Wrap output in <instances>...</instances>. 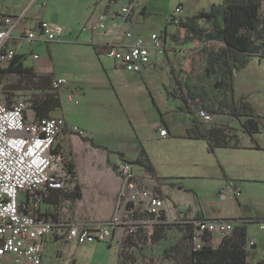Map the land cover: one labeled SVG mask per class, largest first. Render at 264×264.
I'll list each match as a JSON object with an SVG mask.
<instances>
[{
	"label": "crops",
	"instance_id": "1",
	"mask_svg": "<svg viewBox=\"0 0 264 264\" xmlns=\"http://www.w3.org/2000/svg\"><path fill=\"white\" fill-rule=\"evenodd\" d=\"M131 1L133 0H114V2L110 0H84L71 6V11L73 10L76 14L73 23L77 24V29L68 24H62L65 36L67 34L72 35L70 42L92 46L99 60V62L96 60L97 62L92 64L95 66L96 76L92 75L94 72L91 74L89 72H76L66 66H63L61 70H56L49 63L35 64L34 60L40 58L38 46L49 42L27 43L20 36L21 27H35L40 19L59 23L61 13L50 10V0L43 7H40L39 0L4 1L0 2V11L6 14H24V20L19 25V29L15 30L14 35L8 40V45L13 47L16 53L26 54L24 66L31 68L36 73L52 71L53 77H64L67 81L58 92L61 105L51 110L49 115L64 116L68 124H76L84 131L82 136L92 139L96 144L109 150L122 152L128 160L142 159V154L146 155L155 174L160 177H168L161 186L167 205L165 210L167 217L174 219L186 215L188 217L202 216L209 219L234 218L236 219L233 221L234 223L250 217L264 218V128L251 136L242 130L237 118L224 110L222 113L212 114V120L207 122V125H225L230 128L233 133L232 140L237 142L235 146H213L209 150L205 139L189 138L185 135L193 118L201 120L196 113L197 108L200 107V102L197 100L195 104L183 105L182 101L176 98L177 95H182L184 92L182 89L180 92L177 91L178 88L172 71L179 72L180 77H182L180 64L185 57L181 59L178 53L184 51L186 54V50L182 46L167 44L169 35L171 38L175 30L170 33L165 28V37L162 41L166 56L171 55L177 65L171 64L170 66L172 80L171 77H169V82L161 80L160 85L164 88V93H161L160 98L170 103L179 113L161 112L152 88L154 85L152 76L155 72H166V70L162 67L157 68L152 59L139 72L127 71L114 62H102L100 57H107L105 47L110 41H132L133 38H126L125 33L127 31H130L133 36H140L133 30L132 23L134 18L146 13V5L140 0H134L135 6L127 13L124 7ZM77 9H79L78 12ZM100 22L104 28L93 27ZM47 52L51 59L49 47H47ZM33 53H36L38 57L33 58ZM27 60H30L31 63H27ZM8 64H1L0 70H4ZM140 78L146 80L147 95L137 93ZM20 80L21 77L15 73L3 75L0 84L4 87L5 93H3V89L0 90V101L12 97V94L7 93L6 87L17 84ZM26 80L23 78L20 84L26 85ZM91 83L96 87V91H103L98 96L96 110L88 109L91 100L88 85ZM174 90L177 91L176 94L168 93V91ZM70 92L76 94L80 101L76 103L78 107L67 110L63 107L62 99L65 100V95ZM147 98L153 100L154 106H150L146 101ZM65 102L67 103V101ZM152 107H155L160 113H153ZM186 108L192 110L193 113L186 111ZM82 113L95 114L93 119L96 121V127L103 131L102 134H96L98 139H95L92 132L93 124L89 117H84ZM103 113L125 115L127 121L112 120L111 115L102 116ZM258 114L263 116L262 122L264 123V113ZM160 128H165L167 135L160 136ZM66 138L70 141L77 140L78 148L84 153H88L91 148H94L101 150L104 154L106 171L97 178L98 182H102L101 186L104 188L101 194L104 198L101 201L104 211L101 214L108 217V214H111L114 209L126 208L128 203H126V196L122 192V179L119 175V165L123 160L116 153L108 155L105 150L88 145L78 134L71 133L67 129H64L58 137L55 148V151L59 152L63 158L64 141H68ZM109 144L112 146H108ZM111 154L114 155L111 156ZM72 165L76 176L69 175V185L64 189L67 192H71V187L76 182L81 183L82 181L78 179L75 164L72 163ZM133 170L139 175L140 182H144L142 174L148 175L144 167L141 164H133ZM150 179L149 184L155 187L156 180L152 177ZM201 180L208 182L207 185L201 183ZM227 183H233L239 189V193L221 198L220 191ZM63 197L65 199L60 201V205L63 208L68 207L70 200L65 196ZM82 197H84V192L80 200ZM55 198V194L51 191V195L46 200L41 201L40 214L55 210V205L52 203ZM80 200H77V203ZM41 216L44 219L52 220L49 215ZM73 217L61 215L57 219H60L58 221L80 222L78 208ZM247 233L248 241H254L253 246L247 249V263L258 264L264 258V230L258 228L256 221H251L248 223ZM211 235L209 243L215 247L220 242L221 237L216 233H211ZM127 237L125 239L120 238L115 233L108 241L109 243L116 242L119 245L120 253L118 251L116 264H178L173 259V253L165 255L162 250L161 254H156L151 247H146V244L137 241L136 238ZM176 240L177 238H171L168 235L164 243L159 244V246H162V249L165 246L170 251ZM57 241L47 237L46 245L55 244ZM141 246H143L142 249H140ZM136 247H138L137 250ZM147 249L150 250V253H147ZM129 252L132 253L129 255ZM133 252H135L134 255ZM58 254L56 253L53 257V253H46L45 250L43 258L46 256L45 258L48 259L46 261H43L45 258L42 259L41 264H52Z\"/></svg>",
	"mask_w": 264,
	"mask_h": 264
},
{
	"label": "built area",
	"instance_id": "2",
	"mask_svg": "<svg viewBox=\"0 0 264 264\" xmlns=\"http://www.w3.org/2000/svg\"><path fill=\"white\" fill-rule=\"evenodd\" d=\"M47 1L39 0L40 7L45 6ZM134 6L133 0L124 9L128 13ZM179 11L180 7H176L170 15L174 22L179 18ZM23 20V13L6 14L0 11V65L9 63L16 54L15 49L8 45V40ZM93 27L102 29L104 25L100 22ZM21 28V38L30 44L58 40L65 32L62 24L47 19H40L35 27ZM125 36L133 40L110 41L105 50L117 66L127 71L139 72L150 63L154 51L167 55L158 33L153 32L148 38H143L127 31ZM32 57L37 58L38 55L33 53ZM180 65L183 76V62ZM66 82L64 77L54 76L50 87L59 92ZM65 101L76 104L77 95L70 92L65 95ZM196 113L203 122L212 120V114L204 108L198 107ZM64 129L84 135L79 126L68 124L62 115L37 117L23 98L12 95L8 100L0 101V264H41L47 237L84 244L109 241L115 233L120 238L133 236L138 225L149 227L167 209L165 198L155 193L154 187L149 184L151 176L143 173L144 182L141 183L133 164L123 161L119 165V175L122 192L125 186L129 188L126 203H131V208L127 205L124 209L116 208L106 219L86 223L53 221L40 216L41 192L49 188L64 189L69 185L67 167L61 154L54 152ZM159 135H167V130L160 128ZM238 193L239 189L233 183H227L220 191V197L227 198ZM135 210L142 215L136 220L132 218ZM145 213H153L154 216L149 219ZM195 224L192 237L195 248L201 246L205 232L222 237L229 234L233 227L231 221L224 219H200ZM257 225L264 230V220L258 221ZM253 244L254 241H247L246 249Z\"/></svg>",
	"mask_w": 264,
	"mask_h": 264
},
{
	"label": "trees",
	"instance_id": "3",
	"mask_svg": "<svg viewBox=\"0 0 264 264\" xmlns=\"http://www.w3.org/2000/svg\"><path fill=\"white\" fill-rule=\"evenodd\" d=\"M169 23L175 26V31L171 35L174 45L182 46L186 50L183 60V76L179 72H173L177 84V91L183 90L182 95H177L185 104H195L197 100L200 107L206 109L211 114H219L224 110L237 118L241 128L247 134L254 136L264 128L263 116L258 114L254 106L245 98L234 99V77L235 74L244 68L252 58L258 60L264 58V0H220L218 3L210 4L208 9H201L192 15L182 19L179 17L176 22L171 17ZM161 42L164 41L165 30L160 33ZM163 43V42H162ZM26 54L16 53L4 70H0V81L5 73H15L21 77L17 84L20 85L22 79L30 80L41 89L48 88L45 97L31 105L37 117L48 116L49 112L61 105L58 92L50 87L53 77L52 71L36 73L24 66ZM199 65L202 69L199 70ZM27 85V84H26ZM45 87V88H43ZM176 90L168 91L169 94H176ZM186 111L193 113L190 109ZM225 125H207L202 120L193 118L191 126L185 135L189 138H202L207 141L208 148L213 146H235L236 141L232 140L233 133ZM79 137L92 147L103 149L109 155L116 153L123 161L132 164H141L146 172L156 180L154 192L164 198L161 190L162 182L167 177H160L155 174L151 163L146 155L142 154V159L128 160L122 152L112 151L106 147L96 144L92 139L84 136ZM231 139V140H230ZM54 152L55 149H54ZM62 156V155H61ZM67 173L76 176L73 165L70 161L62 157ZM77 183V182H76ZM75 191L67 192L63 188L47 189L41 192V201L46 200L55 194V210L41 215H49L53 221H58V216H74L77 200L81 198L80 185H76ZM129 188L124 187L123 194L127 196ZM70 200L68 207L63 208L60 201L65 198ZM132 207L131 203L127 204ZM133 219L142 216L137 210L133 211ZM146 217L153 218V213H145ZM200 219H209L202 216L188 217L183 215L180 218L170 219L162 212L156 221L149 227L138 225L135 234L136 238L151 247L164 243L167 239L168 231L172 227H177L181 234L172 245L170 251L164 246L165 255L173 253V259L178 264H249L247 263L248 241L247 227L251 221H262L264 218L240 219L221 218L231 221L233 227L229 234L223 235L217 246H212L209 242L212 237L210 232H205L202 237V244L199 248L193 246L192 237L196 228L195 222ZM216 220V219H209ZM120 253V251H119ZM264 264V258L258 262Z\"/></svg>",
	"mask_w": 264,
	"mask_h": 264
},
{
	"label": "rangeland",
	"instance_id": "4",
	"mask_svg": "<svg viewBox=\"0 0 264 264\" xmlns=\"http://www.w3.org/2000/svg\"><path fill=\"white\" fill-rule=\"evenodd\" d=\"M4 1L9 2L10 0H0V2ZM82 1L84 0H50L49 7L50 10L61 13L59 23L63 25L68 24L72 28L77 29V24L73 23L76 14L73 10L71 11V6L81 3ZM110 1L114 2V0ZM140 1L146 5V13L134 18L132 26L134 31L145 38H148L153 32L158 34L163 33L165 28L170 33L175 30V26L172 23H169L168 19L176 6H180V12L178 15H180L182 19H185L196 11L208 9L212 3L220 2V0ZM78 10L79 9H77V12ZM72 13L74 14L73 16ZM71 39L72 35L67 34L65 36V34H63L60 40L50 41L48 44H42L38 46V49L40 50V58L34 60L35 64L49 63L52 64L56 70H61L63 66H66L76 72H89L90 74L94 72L92 75L96 76L95 66L92 64L97 61L99 62V60L92 46L89 44H75L70 42ZM167 44H174L170 38V35L167 39ZM47 47H49L51 50V59L49 58ZM178 54L181 59L185 57L184 51L179 52ZM107 57L101 56L100 58L102 62H114L112 58ZM151 59L157 68L162 67V69L166 70V72H155V74L152 76V81H154L152 88L158 100L161 112L179 113L176 108L170 105V103L160 98L161 93H164V88L162 85H160V82L161 80L169 82V77H171V80L173 79L170 66L171 64L176 66V61L171 55L166 56L164 53L160 54L159 52H154L151 56ZM27 63H31V61L27 60ZM201 69L202 66L199 65V70ZM145 81V79L141 78L139 80L137 93L141 95H147V85ZM28 82L29 83H27V85L20 84L18 86L6 87L7 89H5L7 93L12 94L15 98H23L30 105H34L45 97L49 89H41L30 80ZM234 88L235 100H238L239 97L242 96L254 106L258 113H264V58L260 60H258V58H252L244 68L239 70L234 77ZM2 89L3 93H5L4 87H2ZM88 92L91 99L88 109L96 110L98 96L100 93H103V91H96V87L91 83L88 85ZM77 99L80 101L78 96ZM146 101H148L150 106H154L153 100L147 98ZM62 104L67 110L71 109L72 107H78L76 104V106H72L74 103H66L64 98L62 99ZM152 109L153 113H160L155 107H152ZM82 115L84 117H89L93 124L91 127L92 132L95 136V139H98L99 137L96 136V134H102L103 131H100V128L98 129V127H96V121L93 119L95 114L82 113ZM109 115L112 116V120L116 119L118 121L121 120L122 122L127 121L125 115H116L114 113L102 114V116ZM216 118L217 116L215 119ZM143 130H145V128H143ZM66 140L68 141H64L63 145L64 159L75 164L78 179L80 181L82 180L81 183L79 181L76 183V185H80L81 195L84 192V197H82L81 200L79 199L80 201L77 203L78 218L80 219V223L103 220V218L107 217V215L104 216L101 214L104 211V208H102L101 205V201L104 200L101 195L104 188L101 186L102 182H98L97 178L106 171V167L104 165V154L101 152V150H96L94 148H91L88 153H84L83 150L78 148L77 140L73 139L70 141L68 138H66ZM108 146L112 145L109 144ZM113 155L114 154H111V156ZM201 183L207 185L208 182L201 180ZM71 189L72 191H75V185L72 186ZM109 215L110 214H108V216ZM180 234L181 232L177 227H172L168 231V235L171 238H178ZM122 237L124 239L128 238L127 236H121V238ZM147 246L148 245L146 243V247ZM142 247L143 246H141L140 249H142ZM137 249L138 247H136V250ZM153 250L154 253L161 254L163 249L162 246L157 245ZM118 251L119 245L116 242L109 243L108 241H90L84 244H75L73 241L67 242L59 240L55 244L48 246L46 245V253H53V257L59 252V254L56 255L57 258L55 257L56 260L52 261V264H116ZM131 253L132 252H129V255ZM134 253L135 252H133V255ZM147 253H150L149 249H147ZM47 259L48 258H45L43 261H46Z\"/></svg>",
	"mask_w": 264,
	"mask_h": 264
}]
</instances>
